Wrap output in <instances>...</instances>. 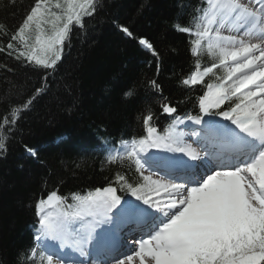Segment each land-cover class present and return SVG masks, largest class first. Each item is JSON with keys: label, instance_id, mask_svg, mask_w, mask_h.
Instances as JSON below:
<instances>
[{"label": "snow or ice", "instance_id": "snow-or-ice-1", "mask_svg": "<svg viewBox=\"0 0 264 264\" xmlns=\"http://www.w3.org/2000/svg\"><path fill=\"white\" fill-rule=\"evenodd\" d=\"M93 2L86 0L91 9L88 15L95 11ZM207 2L210 12L198 10L207 24L195 33V44L199 47L207 38V48L217 56V62L183 83H202L204 76L214 74V69H222L223 75L216 77V84L206 85L207 92L198 100L196 115L181 117L175 106L161 105L162 112L173 121L166 137L156 135V129L148 127V137L138 142L139 147L135 141H122L126 150H115L108 157H127L134 163L141 183L133 186L119 174L116 179L135 201L123 200L116 187L108 186L75 197L74 204L64 203L55 192L47 200L37 202L35 243L30 254L37 257L39 249L40 264H66L64 249L81 257L68 264H93L85 259L90 256V248L109 257L100 264H133L137 258L139 264H264V0ZM45 3L46 0H39L11 35L10 40L19 41L20 46L14 49L9 42L7 49H13L17 59L54 69L69 25L75 21L84 27L80 19L83 9L69 7L60 30L42 44L37 37V48L29 45L26 30L34 21L37 30L41 23L48 22L46 18L38 19L47 12L42 10ZM256 3L260 4L259 9L255 8ZM55 7L61 5L57 3ZM53 15L57 22L63 19ZM225 25L229 26L228 35L219 31ZM119 30L133 37L128 27L120 25ZM179 30L191 31L187 27ZM138 42L153 56H159L149 41L140 38ZM150 84L159 91L155 80ZM42 91L36 89L37 93ZM125 95L131 96L132 92ZM231 97L239 102L223 109ZM33 99L34 96L18 105L17 110L31 105ZM152 119L148 114L144 122ZM2 123L11 125L3 133L6 138L16 127L15 116L12 121L5 117ZM178 123H185L189 131L176 132ZM186 135L196 139L186 143ZM4 148L5 144L0 143V149ZM151 148L183 155L146 157ZM28 151L34 153L33 149ZM153 168L165 175L149 171ZM124 229L140 233L139 238L124 242L128 250L123 251L119 242L106 247L116 232ZM46 241L54 243L45 244Z\"/></svg>", "mask_w": 264, "mask_h": 264}, {"label": "trees", "instance_id": "trees-1", "mask_svg": "<svg viewBox=\"0 0 264 264\" xmlns=\"http://www.w3.org/2000/svg\"><path fill=\"white\" fill-rule=\"evenodd\" d=\"M38 2L0 0V143L5 144L0 149V264H40L39 250L35 258L30 254L36 204L53 192L66 204L108 186L129 195L117 174L133 186L142 178L127 157L108 159L114 149L122 141L145 138L148 127L167 132L172 119L162 104L175 106L180 116L196 115L206 85L223 75L214 69L202 83H183L217 62L204 39L200 47L195 44L198 10L207 9V0H96L95 11L82 19L84 27L70 28L54 69L17 59L7 49L9 42L14 49L20 46L10 37ZM35 25L26 32L30 46H35ZM140 38L159 56L140 45ZM33 96L31 105L17 110ZM238 102L231 97L222 108ZM148 114L153 119L145 123ZM14 116L16 127L5 138L11 125L2 121Z\"/></svg>", "mask_w": 264, "mask_h": 264}, {"label": "rangeland", "instance_id": "rangeland-1", "mask_svg": "<svg viewBox=\"0 0 264 264\" xmlns=\"http://www.w3.org/2000/svg\"><path fill=\"white\" fill-rule=\"evenodd\" d=\"M95 1L96 0H94V2H93V7L95 4ZM57 3H59L61 5V8L55 7V5ZM73 5L79 6L76 10L83 9V11L81 12V16H80L81 21L84 17H86L88 15L87 13L89 11H91V9L87 6L86 0H46V3L44 5H42V10L47 9V12L44 13V17H41L38 19L46 18V20L48 22L41 23L40 29L36 30V35H35V40H34L35 47L39 48L40 44H42L44 41L53 37L55 32L60 30L63 22L66 21V18H67L66 14H67L68 8L73 6ZM53 14L60 15L63 17V19L61 21L57 22V21H55V16ZM33 23L36 24V21H34ZM73 24H75V21H73ZM73 24L69 25V29L73 26ZM28 30H26V32H28ZM219 31L221 32L222 35H227V33L225 31L221 30V28H219ZM32 32H33V30H31V33ZM68 35H69V33H68ZM68 35H67V37H68ZM31 36H32V34H31ZM37 37H39V39H40V44H38L36 42ZM66 38H65V40H66ZM62 53H63V48H62V51L59 53L60 59L62 57ZM41 55H43V54L41 53ZM60 59H58V60H60ZM58 60L55 61V64H56V62H58ZM179 124H182V123H179ZM176 132H181V131H176ZM184 133H185V131H184ZM126 147L127 146L124 147L123 151L126 150ZM147 174H148V172H145V175H147ZM153 179H156V177L153 176ZM162 194L163 193H161V195ZM137 261H139V260H137ZM54 264H55V261H54Z\"/></svg>", "mask_w": 264, "mask_h": 264}, {"label": "bare ground", "instance_id": "bare-ground-1", "mask_svg": "<svg viewBox=\"0 0 264 264\" xmlns=\"http://www.w3.org/2000/svg\"><path fill=\"white\" fill-rule=\"evenodd\" d=\"M163 195V194H162ZM67 251H69V250H67ZM70 254H68V255H64V257L66 258L67 256H69ZM135 261H137V259L135 260ZM133 264H139V262H137V263H133Z\"/></svg>", "mask_w": 264, "mask_h": 264}]
</instances>
